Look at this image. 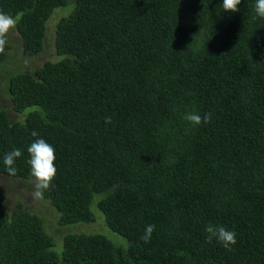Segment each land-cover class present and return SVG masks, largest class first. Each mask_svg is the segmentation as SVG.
<instances>
[{
    "label": "trees",
    "instance_id": "trees-1",
    "mask_svg": "<svg viewBox=\"0 0 264 264\" xmlns=\"http://www.w3.org/2000/svg\"><path fill=\"white\" fill-rule=\"evenodd\" d=\"M222 3L0 0L25 57L45 50L50 18L66 10L54 58L4 69L0 107V175L30 182L27 148H55L41 200L60 235L0 198V264H264V18L256 0L235 13ZM17 49L9 34L0 67ZM189 112L211 122L193 127ZM13 149L14 176L3 163ZM209 223L236 233L231 251L206 241Z\"/></svg>",
    "mask_w": 264,
    "mask_h": 264
},
{
    "label": "clouds",
    "instance_id": "clouds-1",
    "mask_svg": "<svg viewBox=\"0 0 264 264\" xmlns=\"http://www.w3.org/2000/svg\"><path fill=\"white\" fill-rule=\"evenodd\" d=\"M241 4V0H223V11L238 12V6ZM254 11L257 16L264 18V0H256ZM17 21L14 17L0 12V53L5 51V46L8 43V36L10 32L15 29ZM193 127L208 124L211 122L212 113L207 112L201 116L197 112L186 113L183 117ZM105 123H111V117H105ZM33 137H37L39 134L33 130L31 132ZM30 158L27 163L30 165V183L32 185V197L34 199H42L44 192L51 190L54 185L52 184L55 179L57 168L55 166V148L46 142L45 139L39 138L30 144L27 148ZM22 152L20 149H13L6 153L3 157V163L6 167L9 175H16L17 169L14 166L17 158L21 157ZM155 229V225H148L145 229L141 239L145 243L151 241L152 233ZM206 241L211 243L214 239L218 241L226 250L231 251V246L237 242L236 233L232 230L226 229L224 226L206 224Z\"/></svg>",
    "mask_w": 264,
    "mask_h": 264
},
{
    "label": "rangeland",
    "instance_id": "rangeland-1",
    "mask_svg": "<svg viewBox=\"0 0 264 264\" xmlns=\"http://www.w3.org/2000/svg\"><path fill=\"white\" fill-rule=\"evenodd\" d=\"M64 13H66V10L62 9V7H59L55 10L54 17L52 16L53 18H50V22L48 23V36L46 38L45 50L33 57H25L23 51L21 50V40L18 35L17 24L15 29L10 32V37L14 46H18V48L20 49L14 50L12 52L11 58H9V60L6 62V68L0 67V107H2L4 104L7 106L9 105V99L7 96H5L6 92L4 90L7 76L5 77L2 75L5 74V70H10L9 74L16 73L18 71L33 70L37 66L43 64L47 58L55 57V35L53 30L56 26L57 19ZM15 19L17 21V18ZM31 193L32 185L30 182L23 181L22 179L10 178L5 175H0V198L6 203V206L9 209H12L17 202L23 201L28 209L37 211L40 215H42L45 220L46 227L50 232L59 236L60 230L54 229L56 226L53 225L55 223L56 211L52 209V206H50L46 202H43L41 199H34ZM95 211L100 212L97 208H95ZM100 218H104V215L102 213L99 214V219ZM97 227L99 228L100 226L97 224ZM106 228V234L109 237L118 242H124L128 244L126 238L110 230L108 227ZM81 232L89 233L86 231ZM61 244L59 246H61Z\"/></svg>",
    "mask_w": 264,
    "mask_h": 264
}]
</instances>
